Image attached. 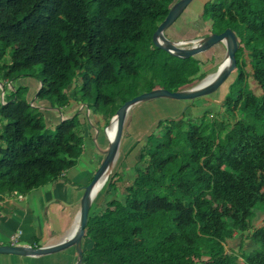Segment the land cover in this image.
Returning a JSON list of instances; mask_svg holds the SVG:
<instances>
[{"label":"trees","instance_id":"trees-1","mask_svg":"<svg viewBox=\"0 0 264 264\" xmlns=\"http://www.w3.org/2000/svg\"><path fill=\"white\" fill-rule=\"evenodd\" d=\"M178 1L0 0V82L31 76L41 85L37 99L60 110L80 100L106 128L134 97L183 91L215 72L203 75L198 56L177 58L153 44ZM202 18L209 34L231 29L239 40L225 83L227 119L159 121L123 199L94 212L92 205L83 264H264V227H255L264 214V0H209ZM12 90L0 102V201L57 181L85 145L79 109L49 133L27 87ZM117 165L97 199L118 190ZM237 236L254 247L228 252Z\"/></svg>","mask_w":264,"mask_h":264},{"label":"rangeland","instance_id":"rangeland-1","mask_svg":"<svg viewBox=\"0 0 264 264\" xmlns=\"http://www.w3.org/2000/svg\"><path fill=\"white\" fill-rule=\"evenodd\" d=\"M207 1L209 0H194L178 18V20L165 31V36L173 42H184L203 39L210 34H213L208 33L211 27L208 23H205L202 18L203 5ZM197 37L199 38L194 39ZM225 56L226 49L223 44H218L205 53L198 55V60H200L199 66L203 75L217 71L219 65L224 61ZM9 62L10 51L4 57L2 63L7 64ZM248 70H251L250 66L248 67ZM0 83L2 84L0 85V102L3 104L5 103L4 100L8 99L13 91L12 87L15 89L19 87H27V93L24 97L28 98L31 103L36 104V108L42 114L47 132L49 133H54L56 126L60 123V121H62L61 114L68 113L65 109H52L50 108L49 103L37 99L36 95L41 85L37 79L31 76H23L13 82ZM248 83L251 89H253V91L260 96L261 90L256 83L250 78L248 79ZM74 86L79 92L81 86L79 80H77L71 87L72 98H74ZM228 92V85L224 84L215 93L206 97L198 98L194 101H180L170 98H161L140 103L132 109L127 118L123 133L119 163L118 165L116 164L117 169L115 173L117 176L115 180L118 181L117 184L119 188L118 190L111 191L110 194L103 192L98 199H95L93 203L94 207L91 212H94L96 209L101 210L102 208H105L106 204L113 199H123L125 189L130 186L133 181L134 167L140 160V150L144 147L148 135L157 130L159 121H166L169 124H174L176 127H180L182 123L187 122L200 124L203 122L204 118H206V123H219L220 121L227 119V115L223 111L222 103ZM79 95L80 93H78V98ZM79 102L80 100L77 102L73 99L70 106L77 111V109H79ZM82 107L79 109V115L82 119L85 136L88 138V142L90 141V143H87L84 146L82 157L77 161L76 166L67 172L69 174H66L65 178H59L57 180V184H62L64 188L58 189L57 187L55 189L52 188L51 185H47L33 190L25 195L28 197L29 203H33L34 206L37 207L38 205H43L44 212L46 211V208H48V205L53 201L50 200L44 203L42 202L46 197V191H49L50 197L51 195L58 194L63 197V203L67 208L70 207V203L73 200L81 202L85 192L84 188L91 183L95 173L104 160L105 155L103 152L106 149V146H109L105 135V126L107 122L103 116L96 114L94 111L82 109ZM5 123V121L0 120V129H2ZM115 168L116 166L114 169ZM113 172L114 170L112 171L110 177ZM58 190L60 191L58 192ZM54 206V204L50 206V210H52ZM1 208L2 206H0V209ZM51 213L52 211L50 212V215ZM255 227H264V214L258 212L255 219ZM239 242L240 239L229 242L227 244V251L229 252L232 249L238 250L240 246ZM239 262L242 264V259H240Z\"/></svg>","mask_w":264,"mask_h":264},{"label":"water","instance_id":"water-1","mask_svg":"<svg viewBox=\"0 0 264 264\" xmlns=\"http://www.w3.org/2000/svg\"><path fill=\"white\" fill-rule=\"evenodd\" d=\"M193 1L194 0H179L172 6L166 19L158 26L156 32L154 33L152 39L153 44L155 45V47L163 49L169 54L181 59H189L192 57H196L212 49L218 44H223L226 49L225 57L227 58V60H229L228 66L223 70L219 68V76L216 81L202 88H199V86L203 82H205L210 75H208L206 78H204L197 85L193 86L190 89L178 92H170L165 89H154L127 101L117 111L116 115L110 121L111 123L115 118L118 119L117 134L113 142L110 141L107 135V130L109 126L105 128V135L107 137L109 146L103 152L105 155L104 160L98 168L97 172L95 173L93 180L85 188V192L81 200V207L78 212V215L80 217L79 232L74 237L66 239L63 238L57 244L51 246H0V255H13L19 257H42L57 254L75 247L78 256V261L76 264H83V239L85 237V228L89 220L91 207L95 199L97 198H95V193L97 191L96 189L100 180L107 173L109 168L112 165L115 167L118 163L120 157L121 144L123 141V133L127 118L131 110L134 109L140 103L161 98H170L180 101H194L198 98L206 97L215 93L231 77L232 73L234 72L237 66L236 53L239 49L238 37L236 33L231 29H227L221 34H210L209 36L203 39L190 40L178 43L169 40L165 36V31L178 20V18L183 14V12ZM0 85L2 84L0 83Z\"/></svg>","mask_w":264,"mask_h":264},{"label":"crops","instance_id":"crops-1","mask_svg":"<svg viewBox=\"0 0 264 264\" xmlns=\"http://www.w3.org/2000/svg\"><path fill=\"white\" fill-rule=\"evenodd\" d=\"M66 110L68 112L67 114H61L62 121L73 117L77 112L71 106ZM87 143L89 144L90 141L88 142V138L85 136V145ZM67 172L61 178H65L66 174H69ZM48 185H51L55 189L57 187L58 189L64 188L62 184L58 185L57 181ZM45 194L46 197L42 201L43 203L53 200L45 212L43 205L34 206L33 203H29L27 196H23L22 200L16 197H5L0 201V206H2L0 209V246H11L10 239L18 231L22 233L20 244L32 247L55 245L67 235L80 210L81 202L73 200L70 203V207L67 208L63 203V197L59 196V194L51 195V197L49 196V191H46ZM53 204L55 206L50 210V206ZM51 211L52 213L50 215ZM236 239H240V245L243 243L247 250L254 247L251 241L247 240L244 242L239 236ZM77 261L78 256L75 247L57 254L42 257L0 256V264H76Z\"/></svg>","mask_w":264,"mask_h":264},{"label":"bare ground","instance_id":"bare-ground-1","mask_svg":"<svg viewBox=\"0 0 264 264\" xmlns=\"http://www.w3.org/2000/svg\"><path fill=\"white\" fill-rule=\"evenodd\" d=\"M163 42V41H162ZM178 43V42H177ZM229 64V60H227V58L225 57L224 61L219 65L217 71H215L212 75H210L205 82H203L199 88H202L204 86H207L213 82L216 81V79L218 78L219 74V68H221V70L225 69ZM117 125H118V119L115 118L109 125L108 130H107V135L110 139L111 142H113L116 138V134H117ZM114 170V166L112 165L109 170L107 171V173L102 177V179L100 180L98 186H97V191L95 193V198L99 195L100 192H102L103 188L105 187V185H107V182L109 181L110 175L112 173V171ZM79 224H80V217L77 214L73 223V226L71 228V230L67 233V235H65L63 238H71L74 237L78 232H79ZM62 238V239H63ZM61 239V240H62ZM60 240V241H61ZM51 245V244H50Z\"/></svg>","mask_w":264,"mask_h":264},{"label":"built area","instance_id":"built-area-1","mask_svg":"<svg viewBox=\"0 0 264 264\" xmlns=\"http://www.w3.org/2000/svg\"><path fill=\"white\" fill-rule=\"evenodd\" d=\"M82 109H87L85 108L84 106L82 107ZM89 111V109H87ZM64 120V119H63ZM18 199H23V196H19V197H16ZM21 236H22V233L20 231L16 232L10 239L11 241V246H19L21 245L20 244V239H21Z\"/></svg>","mask_w":264,"mask_h":264}]
</instances>
